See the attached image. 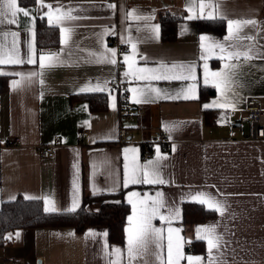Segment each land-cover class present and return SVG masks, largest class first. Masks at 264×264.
Wrapping results in <instances>:
<instances>
[{
  "label": "crops",
  "instance_id": "crops-1",
  "mask_svg": "<svg viewBox=\"0 0 264 264\" xmlns=\"http://www.w3.org/2000/svg\"><path fill=\"white\" fill-rule=\"evenodd\" d=\"M217 0H44L53 8L72 9L75 20L52 22L45 13L46 7L37 3L20 5L31 11L30 17L22 13L16 24L6 21L0 24V57L7 58L12 50V32H18V49L21 59L27 60L33 46L37 64L0 65V72L40 71L41 54H59V63L46 68L42 77L23 81L13 88L8 77V91L0 92V208L4 202L18 197H33L27 200H53L58 212L70 208L75 199L78 208L84 196L116 193L125 190L123 201L130 207L145 199L156 198L162 193L164 207L160 213L172 219H154L152 224L163 229L162 255L167 257L168 228L179 229L173 233L180 237V250L184 257H200L201 264H264V141L242 137L239 132L230 137L229 122H238L248 117L247 101L257 100L264 109V0H219V10L226 19L194 18L200 15L201 3L215 4ZM115 5L109 8L108 5ZM192 11H189V7ZM39 9V10H38ZM134 15H128L133 12ZM209 9H205V13ZM166 12L183 16L178 24L177 39L165 42L162 38L160 15ZM139 17V18H137ZM38 19H45L50 26L60 29V46L38 52L36 25ZM227 19H254L255 29H244L253 41L241 40L244 51L248 44H254L257 55L249 61L241 58L237 75L233 78L232 91L227 95L235 107H208L215 101L223 103L221 90L215 86L212 72L225 70V59L219 49L202 48L201 44L211 41L225 42ZM222 21L225 33L201 32L199 21ZM61 27L73 29L68 45L62 43ZM7 34V35H6ZM211 41H201V36ZM135 45V49H133ZM115 49L116 63L108 62L109 50ZM231 50V49H229ZM129 57L126 62L124 57ZM235 62V61H233ZM161 63L193 66L196 80H139L128 67L157 68ZM207 65L208 83H204ZM124 66V68H121ZM129 72L128 76L125 73ZM147 75V74H145ZM43 80V84L40 83ZM112 81L118 83L113 88ZM195 84L194 99L162 98L176 96L181 89ZM97 86L103 91H84ZM212 87L215 95L201 99V88ZM143 89L133 93L131 89ZM159 89V97L151 89ZM120 91L127 93L128 103L133 108L130 120L121 119ZM106 93L109 107L107 112H91L86 102L72 103L76 94ZM141 100L137 103L136 100ZM218 114L216 125L205 121V111ZM122 128L128 134L122 135ZM81 131H87L83 138ZM161 133L170 139L169 150L162 144L153 143ZM59 137V142L55 138ZM13 138H20L22 144L8 145ZM151 144L146 151L145 145ZM46 145L55 146V156L44 159L39 149ZM125 149L130 151L125 152ZM134 149L135 151H131ZM159 155L166 159L159 161L160 172L165 184H129L124 186L125 164L131 173L133 166H143L157 160ZM75 185V187H74ZM95 188V192H94ZM136 192L138 196L130 194ZM199 192L210 194L224 206L223 215L189 229L183 224L185 203H198L191 199ZM110 198L90 199L85 204L89 211H98ZM120 201V199H114ZM199 204V203H198ZM208 208L207 205H204ZM139 208V204H137ZM209 209V208H208ZM178 210L179 215L175 213ZM212 210V209H210ZM214 226L222 238L218 249L209 253L206 239L197 238V228ZM125 243H110L106 227L88 228L78 234L73 228L18 229L8 234L7 241L0 245V264H128L127 232ZM203 235V233H201ZM203 241L204 254L187 251V245ZM119 248L117 256L113 250ZM154 244L148 247V254L133 264H159L152 253ZM179 264H188L187 259ZM193 264H196L194 261Z\"/></svg>",
  "mask_w": 264,
  "mask_h": 264
},
{
  "label": "snow or ice",
  "instance_id": "snow-or-ice-1",
  "mask_svg": "<svg viewBox=\"0 0 264 264\" xmlns=\"http://www.w3.org/2000/svg\"><path fill=\"white\" fill-rule=\"evenodd\" d=\"M36 3L40 8L46 7L48 12L45 15L48 16L49 22H52L53 15L56 17V21L62 22L63 20H75L78 17L72 15V9H68L67 11L62 10V7L58 6L53 8L51 4H45L44 0H36ZM109 8H115V5L109 4ZM205 9H209L205 13ZM39 10V9H38ZM192 7H189V11H192ZM200 15L198 16H189V19L194 18H207V19H226L222 15L219 10V0L215 4L212 3H201L199 5ZM23 14L25 17L31 16V11L21 8L18 4V0H0V24L5 23L8 24H16L17 17L19 14ZM128 15H134L133 12L128 13ZM139 18V17H137ZM257 21L254 19H227V35L224 37L225 42L230 43H221L218 41H211V38L208 36H201V41H211V43L205 45L201 44L202 48L211 49H219L222 54L220 58L225 59L227 62L225 63V70L220 72H212L211 76L215 80V86L221 90V96L223 98V103L220 101L213 102L212 105H204L205 108L208 107H221L234 108L235 105L232 100L229 99L227 93L232 91V84L234 83L233 78L237 75L236 70L240 67L241 58L243 61L252 60L257 53L254 51L255 45L248 44L245 47L244 51L238 50L242 45L239 44L241 40L253 41L254 36L248 35L244 32L245 28L249 26L253 29L257 27ZM62 33V43L64 45H68L70 40L72 39L73 29L68 27H61ZM7 35V34H6ZM12 40V50L7 55V58L0 57V65H23L27 64H37V59L35 58V52L33 46L29 44L30 55L27 60L21 59L19 55L18 45V32L11 33ZM133 49H135V45H133ZM231 49V50H229ZM111 53V58L108 59L109 63L115 64V49L109 50ZM127 62L129 57H124ZM235 61V62H233ZM61 63L59 59V54L57 53H49V54H41L39 56V69L40 71L33 72H15V73H6L0 72V75H14L19 77V80H13L12 87L15 89L20 86L23 81H28L29 83L33 78L42 77L43 71L46 68H51L57 66ZM129 69L132 70L131 74L139 80H196V76L194 74L193 66L186 65H178L172 64L171 66L165 65L161 63L157 68H137L133 69V65H128ZM205 79L204 83H208V72L207 65H205ZM130 73L126 72L125 76H128ZM147 74V75H145ZM40 83L43 84V80L40 79ZM103 91L104 89L97 86L96 88H81L80 91ZM133 93L140 91L141 95L144 94L143 89H131ZM152 92H156L159 97L160 90L159 89H151ZM195 92V84L188 86L186 89H181L180 92L176 96L169 97L166 94L162 98H183V99H194ZM137 103H140L141 100L137 99ZM130 151L129 149H125V152ZM131 151H135L132 149ZM157 160L149 161L147 164L143 166H133L131 173L128 171V165L125 164V173H124V186L127 187L129 184H165L166 181L163 179L161 172L159 161L166 159V157L159 155V149H157ZM75 187V185H74ZM95 192V188H94ZM139 194L133 192L130 194L131 196H138ZM27 199H33V197H26ZM192 200L198 202L201 205H207L209 209H212L216 212H219L223 215L224 206L221 202L217 201L210 194L199 192L195 196L191 197ZM45 212L48 213H56L60 211L58 209L56 203L53 200L45 197ZM129 203L132 204V215L128 217L129 227L126 229L127 232V259L128 264H133V261H137L140 257L148 254V247L150 244H154L156 247V251L152 253L155 260L159 262V264H179L180 260L187 259L188 264H193L195 261L196 264H201L200 257H184L183 253L180 250V237L176 236V242L174 244L173 241V233H178L179 229H173L171 227L168 228V236H167V257L162 255L163 251V229L157 228L152 224L154 219L159 218L162 221H168L170 223L173 218L171 213L172 210L169 209V216H164L160 213V209L164 207V202L162 199V193L157 192L156 198L152 199L151 197L145 196V199L140 200L138 202H134L131 198H129ZM139 204V208L137 207ZM78 207V202L73 199L72 205L70 208L66 209L68 212H74ZM176 216L179 215L178 210L175 213ZM197 238L198 239H206L208 244L209 253L212 252L213 249H218L219 245L222 241V238L216 234V230L214 226L197 228ZM203 233V235H201ZM113 252L119 256L121 254V250L116 248ZM146 264V262H145Z\"/></svg>",
  "mask_w": 264,
  "mask_h": 264
},
{
  "label": "trees",
  "instance_id": "trees-1",
  "mask_svg": "<svg viewBox=\"0 0 264 264\" xmlns=\"http://www.w3.org/2000/svg\"><path fill=\"white\" fill-rule=\"evenodd\" d=\"M20 5H32L36 0H19ZM182 15L166 12L160 15L162 28V38L165 42H174L177 39L178 24ZM201 32H214L218 35L225 33V25L222 21H199ZM36 44L38 52L57 48L60 46V29L50 26L45 19H38L36 25ZM8 77L0 75V92L8 91ZM215 95L212 87L201 88V99H207ZM127 97L125 91L119 95V104L122 107L124 99ZM72 103L86 102L91 112H107L109 107L108 94L106 93H85L76 94L71 97ZM121 115V112H120ZM218 114L215 111H205V121L207 125H216ZM125 190L116 193H103L94 196H84L83 204L74 212L48 213L44 211L41 200H27L18 197L14 201L4 202L0 208V245L8 239V234L18 229L35 230L38 228H73L78 234L84 233L88 228L106 227L110 243L123 245L125 243V226L127 224L130 207L123 201ZM113 199L101 205L98 211H89L85 204L90 199L99 198ZM114 199H120L116 201ZM214 210L206 208L198 203H185L183 206V224L189 229L196 224L205 223L216 218ZM187 251L204 254L206 246L203 241H194L187 245Z\"/></svg>",
  "mask_w": 264,
  "mask_h": 264
},
{
  "label": "built area",
  "instance_id": "built-area-1",
  "mask_svg": "<svg viewBox=\"0 0 264 264\" xmlns=\"http://www.w3.org/2000/svg\"><path fill=\"white\" fill-rule=\"evenodd\" d=\"M121 68H124L122 66ZM113 88H118L119 85L115 81L110 84ZM247 111L248 117L238 122H229L230 127V137L233 139L237 132L241 134L242 137L264 141V109L261 107L260 103L251 98L247 101ZM133 108L128 103V98L125 97L124 103L121 107V119L130 120L133 116ZM88 133L87 131H81L80 137L83 138L84 135ZM122 135H127V129L122 128ZM55 142H59V137L55 138ZM153 143H159L164 146V148L169 150L170 139L167 134L161 133L157 138L154 139ZM22 144L20 138H13L8 141V145L18 146ZM145 150L148 151L151 148V144L145 145ZM39 154L44 159H51L55 156V146L46 145L39 149Z\"/></svg>",
  "mask_w": 264,
  "mask_h": 264
}]
</instances>
